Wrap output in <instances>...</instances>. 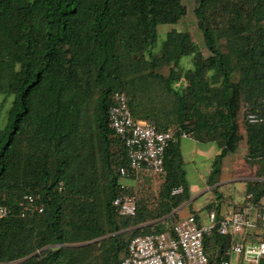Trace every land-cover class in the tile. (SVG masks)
Returning <instances> with one entry per match:
<instances>
[{
	"label": "trees",
	"instance_id": "trees-1",
	"mask_svg": "<svg viewBox=\"0 0 264 264\" xmlns=\"http://www.w3.org/2000/svg\"><path fill=\"white\" fill-rule=\"evenodd\" d=\"M185 14L181 0H0V97L11 99L0 123V205L10 210L0 264H120L133 237L164 231L141 225L172 220L190 199L177 133L156 205L114 214L112 199L129 191L116 174L125 149L107 119L115 93L157 131L190 129L214 144L209 185L242 139L245 162L264 179V126L241 122L246 107L264 112V0H195L206 55L187 32L158 42V27ZM177 186L183 193L171 196ZM26 195L42 213L21 217ZM245 196L259 203L264 180L248 182ZM231 241L214 228L208 264H222Z\"/></svg>",
	"mask_w": 264,
	"mask_h": 264
},
{
	"label": "built area",
	"instance_id": "built-area-1",
	"mask_svg": "<svg viewBox=\"0 0 264 264\" xmlns=\"http://www.w3.org/2000/svg\"><path fill=\"white\" fill-rule=\"evenodd\" d=\"M114 104L109 108L107 119L109 128L118 137L125 149L127 164L116 169L121 189L129 190L125 181L145 174L162 178L164 175V154L175 141L177 133L180 139H190V129L177 131L168 129L157 131L152 122L134 119L129 111L126 96L115 93ZM264 104V100H263ZM244 121L249 125L264 126V112L252 111L246 107ZM182 186L174 187L170 194L183 193ZM247 196L243 207L228 217L217 219L209 213V226H199L194 215L175 221L167 230L133 237L121 259L120 264H208L204 250V240L216 228L221 236H231L232 241L224 253L225 257L237 255L240 264H264V203L253 204ZM26 214L42 213L43 206L35 202L32 195H26L21 204ZM138 197L136 191L129 190L117 195L111 201V208L118 217H134L137 212ZM10 210L0 205V219L6 218ZM261 228L260 241L244 243L237 240L246 231ZM222 264H229L222 260Z\"/></svg>",
	"mask_w": 264,
	"mask_h": 264
},
{
	"label": "crops",
	"instance_id": "crops-1",
	"mask_svg": "<svg viewBox=\"0 0 264 264\" xmlns=\"http://www.w3.org/2000/svg\"><path fill=\"white\" fill-rule=\"evenodd\" d=\"M179 145H180L181 155L183 159V168L185 171L186 184L189 188L190 199L184 204H182L180 207H178L176 211H174L175 216L173 217L172 220L165 221L167 218L170 217L168 216L167 218H164L161 220L147 222L141 225L142 227L153 225V224H159L161 226V229L166 230V229H169V227L175 221L184 219L188 217L189 215H193V214L196 216V220L199 226L201 227L209 226L210 225L209 213H214L217 219L228 217L229 215H231L232 213L236 212L238 209L243 207V205L245 204L246 202L245 189H246L247 183L253 182V181L264 180V179H258V178H256V180H251L250 178H244V177L238 176L237 178L234 177L230 181H226V182L215 181L213 185H209L207 182V178L212 170V161L218 153L217 147L212 143L198 142L194 138L180 139ZM231 156L232 155H228L223 158L221 162L220 172L223 169L224 170L227 169L228 166H230V164L232 165L234 163L233 158ZM186 164L188 165L191 164L192 169L195 170L198 176H200L201 180L198 185H193L187 181L186 170H185ZM204 177L206 178V180H204L205 179ZM234 182L242 183V187H241L242 195H243L242 201H233L232 199L220 201V200H217L218 198H215L214 196L215 189L219 188L222 185L234 183ZM162 183H163V177L159 178V177H153V176H149L145 174H140L136 178L125 181L124 185L126 186L127 189L132 191L135 189L139 190V185L141 186V184H143L145 186V191L144 192L142 191L143 193H147V192L150 193L149 189H152L151 192L158 193ZM207 192L209 193L204 198L203 201L205 202V201L215 200L214 203L209 202L206 206L208 224L206 223V220H204V218L201 216V214H199L202 208V203L199 202L198 204H195L196 199L200 197L201 195L206 194ZM217 193L220 195L219 190H217ZM260 202L264 203V198ZM262 233H263V230L261 228H258L256 230L246 231L245 234L243 236H240L237 240H242V242L244 243H257L260 241ZM233 256L234 255H231L230 257L226 259L229 261V264H233L232 263ZM235 259H238V264H240V260H241L240 257H237Z\"/></svg>",
	"mask_w": 264,
	"mask_h": 264
},
{
	"label": "rangeland",
	"instance_id": "rangeland-1",
	"mask_svg": "<svg viewBox=\"0 0 264 264\" xmlns=\"http://www.w3.org/2000/svg\"><path fill=\"white\" fill-rule=\"evenodd\" d=\"M181 2L186 7L185 16L176 24L159 26L158 27V42L160 43L162 40H164L165 38L164 36L166 32L171 29H175V30L182 31V32H187L190 34L192 40L199 46L202 52L206 55L207 51L203 43V38H202L201 32L199 31L196 25V18L194 15L195 0H181ZM181 65L185 69L191 68L192 67L191 57L189 56L183 57L181 59ZM10 102H11L10 98H5L3 96L0 97V123L5 120ZM242 121H243V115L241 114V122ZM242 133H243V129H242ZM245 153H246L245 152V141L244 139H242L237 152L231 156L233 158L234 163L232 165L230 164V166H228L227 169L221 170V172H219V174H217L214 177L215 181L226 182V181L232 180L234 177L237 178L238 176H241L244 178H250L251 180H256L255 170L257 169V167H251L250 165H248L247 162H245V159H244ZM220 168H221V165H220ZM185 170H186L187 181L193 185H198L200 183L201 178L200 176H198L195 170L192 169V165L186 164ZM209 177H210V174L207 178V182L209 180ZM204 180H206V178ZM142 185L143 184H141V186L139 185V190L135 189L137 197H138V202L144 203L147 206L156 205L158 193L151 192L152 189H149L150 193L149 192L143 193L145 191V186L144 185L142 186ZM241 187H242L241 182L225 184L214 190V196L215 198H218L217 200H220V201H223V200L225 201V200H230V199H232L233 201H242L243 195H242ZM217 190L220 191V195L217 193ZM131 192H133V190ZM208 193L209 192H207L204 195H201L195 201V204H198L199 202L202 203V208L199 214H201L204 220H206L207 224H208V217H207L206 206L209 202H212V203L215 202V200L205 201V202L203 201L204 198L208 195ZM237 257L239 256L237 255L233 256V261H232L233 264H238V259H235Z\"/></svg>",
	"mask_w": 264,
	"mask_h": 264
},
{
	"label": "water",
	"instance_id": "water-1",
	"mask_svg": "<svg viewBox=\"0 0 264 264\" xmlns=\"http://www.w3.org/2000/svg\"><path fill=\"white\" fill-rule=\"evenodd\" d=\"M99 240H95V241H92L90 243H94V242L99 241ZM90 243H87V244H90ZM84 245H86V244H82V245H72V247H79V246H84Z\"/></svg>",
	"mask_w": 264,
	"mask_h": 264
}]
</instances>
